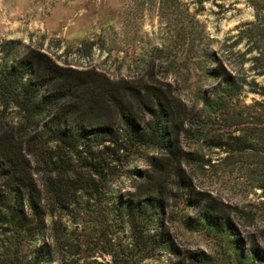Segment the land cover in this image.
Here are the masks:
<instances>
[{
    "label": "trees",
    "instance_id": "1",
    "mask_svg": "<svg viewBox=\"0 0 264 264\" xmlns=\"http://www.w3.org/2000/svg\"><path fill=\"white\" fill-rule=\"evenodd\" d=\"M168 1L161 0L162 15ZM246 2L253 18L239 26L223 54L201 51L204 75L215 83L200 89L190 108L153 69L145 81H116L0 39V229L17 245L0 247V264H40L47 245L32 257L25 246L39 239L48 217L73 213L81 196L107 198L115 181L134 173L132 189L117 195L120 211L134 231L145 219L140 237L174 253L173 264H208L212 256L180 249L166 230L172 197L190 210L181 216L187 228L221 234L240 264H264L259 241L242 238L230 206L199 188L194 176L237 169L264 188V100L247 103L243 95L264 94L257 80L264 78V0ZM184 137L225 155L187 150ZM134 156L149 167L130 170Z\"/></svg>",
    "mask_w": 264,
    "mask_h": 264
},
{
    "label": "rangeland",
    "instance_id": "2",
    "mask_svg": "<svg viewBox=\"0 0 264 264\" xmlns=\"http://www.w3.org/2000/svg\"><path fill=\"white\" fill-rule=\"evenodd\" d=\"M164 6L162 15L161 0H0V39L40 49L61 65L95 69L116 81H145L153 69L190 108L198 102L199 90L215 83L204 75L201 51L223 54L239 26L253 18V9L246 0H170ZM184 30L186 38L180 34ZM257 80L264 85L263 77ZM243 95L247 103L264 100L258 92ZM183 145L187 150L199 147L213 158L225 155L220 148L186 137ZM148 167L141 157L128 162L130 170ZM194 176L199 188L230 206L240 236L246 240L250 235L264 248L260 182L237 169L218 167ZM135 177L122 175L103 200L81 196L73 213L48 217L39 239L26 244V254L35 256L39 246L47 245L50 253L40 264H173L178 259L174 253L140 237L146 220L139 218L134 231L120 211L117 195L131 190ZM182 208L172 197L165 222L180 249L206 251L212 256L208 264H240L236 249L221 234L187 228L181 216L190 210ZM0 247L17 248L2 229Z\"/></svg>",
    "mask_w": 264,
    "mask_h": 264
}]
</instances>
